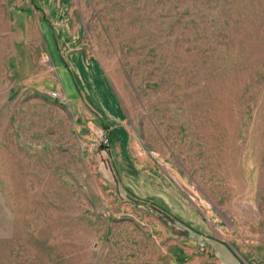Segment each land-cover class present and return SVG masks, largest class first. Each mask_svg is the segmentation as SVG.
Wrapping results in <instances>:
<instances>
[{
    "label": "rangeland",
    "instance_id": "1",
    "mask_svg": "<svg viewBox=\"0 0 264 264\" xmlns=\"http://www.w3.org/2000/svg\"><path fill=\"white\" fill-rule=\"evenodd\" d=\"M221 243L264 264V0H0V264Z\"/></svg>",
    "mask_w": 264,
    "mask_h": 264
},
{
    "label": "crops",
    "instance_id": "2",
    "mask_svg": "<svg viewBox=\"0 0 264 264\" xmlns=\"http://www.w3.org/2000/svg\"><path fill=\"white\" fill-rule=\"evenodd\" d=\"M78 66V68H76L75 67V73H80L81 74V79H83L84 81L86 80V70H87V68H84L83 67V65H77ZM81 69L82 70H84V72L85 73H83V72H81ZM72 71V74L71 75H73L74 74V72H73V70H71ZM89 74V73H88ZM98 74V73H97ZM84 75V76H83ZM92 75V76H91ZM74 76V75H73ZM100 76H99V74H98V78H99ZM74 78H75V76H74ZM97 78V75L95 74L94 75V73L93 72H90V74H89V80H91V81H94V82H96V83H98V89H100V88H102L103 89V87H104V83L103 84H101V79L99 78L98 79ZM72 79H73V77H72ZM73 81V83L75 84V88L73 87L72 88V91H71V93L70 92H68L67 90H66V88L64 87V86H62L63 87V89H64V91H65V94H66V96H67V98H69V99H73V100H80V97H81V93H80V91H79V89H78V86L80 87V85L78 84V81L76 80V78L75 79H73L72 80ZM82 81V80H81ZM83 81V82H84ZM99 81V82H98ZM78 84V85H77ZM104 89H106L105 87H104ZM105 93V92H104ZM100 95H102V93H100ZM103 96V95H102ZM215 249H217V255H218V257H219V259H218V261H219V264H239V261H238V259L234 256V254L232 253L233 252V250L232 249H230L227 245H225V244H219V245H217L216 246V248Z\"/></svg>",
    "mask_w": 264,
    "mask_h": 264
},
{
    "label": "built area",
    "instance_id": "3",
    "mask_svg": "<svg viewBox=\"0 0 264 264\" xmlns=\"http://www.w3.org/2000/svg\"><path fill=\"white\" fill-rule=\"evenodd\" d=\"M52 95H53V97H58V96H59V93L56 92V91H53V92H52Z\"/></svg>",
    "mask_w": 264,
    "mask_h": 264
}]
</instances>
